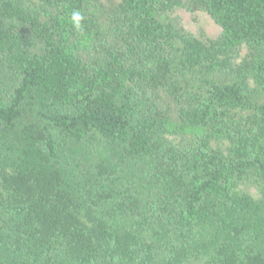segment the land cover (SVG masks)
Segmentation results:
<instances>
[{"label": "trees", "instance_id": "1", "mask_svg": "<svg viewBox=\"0 0 264 264\" xmlns=\"http://www.w3.org/2000/svg\"><path fill=\"white\" fill-rule=\"evenodd\" d=\"M0 264H264V0H0Z\"/></svg>", "mask_w": 264, "mask_h": 264}, {"label": "rangeland", "instance_id": "2", "mask_svg": "<svg viewBox=\"0 0 264 264\" xmlns=\"http://www.w3.org/2000/svg\"><path fill=\"white\" fill-rule=\"evenodd\" d=\"M182 1L187 3L191 0ZM173 16L180 21L188 33L203 41L217 39L222 32L221 28L206 12L202 10L193 11L187 5L177 7ZM245 54L246 49H243L242 55Z\"/></svg>", "mask_w": 264, "mask_h": 264}, {"label": "clouds", "instance_id": "3", "mask_svg": "<svg viewBox=\"0 0 264 264\" xmlns=\"http://www.w3.org/2000/svg\"><path fill=\"white\" fill-rule=\"evenodd\" d=\"M83 21V16L79 11H74L72 13V22L77 29L81 27V22Z\"/></svg>", "mask_w": 264, "mask_h": 264}]
</instances>
